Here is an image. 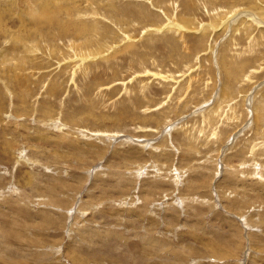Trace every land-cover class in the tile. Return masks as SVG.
<instances>
[{
	"label": "rangeland",
	"instance_id": "374dc122",
	"mask_svg": "<svg viewBox=\"0 0 264 264\" xmlns=\"http://www.w3.org/2000/svg\"><path fill=\"white\" fill-rule=\"evenodd\" d=\"M39 1L0 0V264H264V0Z\"/></svg>",
	"mask_w": 264,
	"mask_h": 264
},
{
	"label": "bare ground",
	"instance_id": "6f19581e",
	"mask_svg": "<svg viewBox=\"0 0 264 264\" xmlns=\"http://www.w3.org/2000/svg\"><path fill=\"white\" fill-rule=\"evenodd\" d=\"M40 1H41V0H40ZM40 1H39V2H40ZM43 1H44V0H43ZM43 1H42V2H43ZM43 5H44V4H43ZM53 21H56V17H55V16H54V20H53ZM47 23H48V25H50L51 20L48 21ZM47 23H45V25H46ZM54 23H55V22H54ZM55 24H56V23H55ZM55 24H54V25H55ZM48 25H46V26H48ZM51 26L53 27V25H51ZM83 26H84V25H83ZM36 27H37V26H36ZM49 29H50V26H49ZM29 31H30V30H29ZM77 35H78V34H77ZM209 115H210V114H209ZM259 116H260V115H259ZM207 120H208V119H207ZM151 241H152V244H154V243H155V244H158V243L155 242V238H153V237H151ZM146 246H147V245H146ZM152 246H153V245H152ZM152 246H150V247H152ZM153 247H154V246H153ZM153 247H152V248H153Z\"/></svg>",
	"mask_w": 264,
	"mask_h": 264
}]
</instances>
